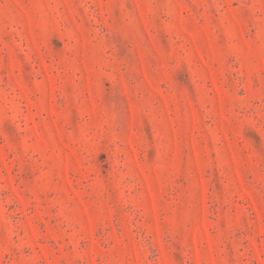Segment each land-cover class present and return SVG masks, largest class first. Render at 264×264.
Segmentation results:
<instances>
[{
	"label": "rangeland",
	"instance_id": "obj_1",
	"mask_svg": "<svg viewBox=\"0 0 264 264\" xmlns=\"http://www.w3.org/2000/svg\"><path fill=\"white\" fill-rule=\"evenodd\" d=\"M0 264H264V0H0Z\"/></svg>",
	"mask_w": 264,
	"mask_h": 264
}]
</instances>
